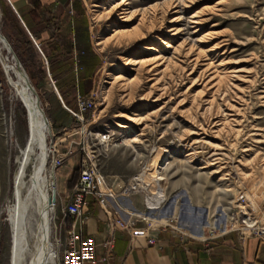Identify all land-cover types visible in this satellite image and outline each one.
<instances>
[{
	"label": "rangeland",
	"instance_id": "374dc122",
	"mask_svg": "<svg viewBox=\"0 0 264 264\" xmlns=\"http://www.w3.org/2000/svg\"><path fill=\"white\" fill-rule=\"evenodd\" d=\"M119 1L82 0L99 60L89 78L95 82L96 108L84 121L75 116L86 75L79 61L73 78L65 79V87L76 83V100L68 93V104L41 55L37 63L45 68V79L33 76L34 62L22 52V66L32 74L52 128L48 169L53 170V155L65 158V165L53 170L56 251V239L65 235L61 224L70 226L62 211L79 179L87 141L116 193L138 176L155 148L167 152L153 182L158 209L147 203L154 193L146 180L147 190L109 202L123 207L127 220L140 228L157 220L209 238L242 227L247 217L264 226V0H126L129 11H150L144 25L140 15L107 13ZM0 14L2 34L14 50L1 0ZM6 79L0 57V264H13L16 235L7 209L17 205L37 141L30 113L22 103L12 104ZM104 133L114 139L107 147L97 141Z\"/></svg>",
	"mask_w": 264,
	"mask_h": 264
},
{
	"label": "crops",
	"instance_id": "0c3cea01",
	"mask_svg": "<svg viewBox=\"0 0 264 264\" xmlns=\"http://www.w3.org/2000/svg\"><path fill=\"white\" fill-rule=\"evenodd\" d=\"M1 7L7 16L6 36L19 54L24 52L22 39L26 32L41 55L43 65L54 70L53 77L59 85L65 87V79L73 78L79 61L87 75L82 78L79 92L90 95L95 90V82L89 78L97 70L99 60L90 44V23L82 0H1ZM61 70L68 72L61 74ZM109 208L115 220L128 219L123 207V210ZM134 215L145 220L141 214ZM161 223L154 220L151 224L157 229ZM78 226L97 243V262L88 264H264V242L237 231L220 234L203 243L176 237L166 230L160 232V245L154 247L149 245L144 232L131 233L116 227L115 247L106 258L103 243L108 237V216L93 201L84 224L79 222Z\"/></svg>",
	"mask_w": 264,
	"mask_h": 264
},
{
	"label": "bare ground",
	"instance_id": "6f19581e",
	"mask_svg": "<svg viewBox=\"0 0 264 264\" xmlns=\"http://www.w3.org/2000/svg\"><path fill=\"white\" fill-rule=\"evenodd\" d=\"M137 12L139 11H129L126 0L116 2L107 11L110 15L118 13L124 18L127 17V19L140 15V25L146 24L144 22L147 20V15L150 11H146L145 9L141 13L137 14ZM12 51L13 48L2 34L0 27V57L7 76L6 83L12 92L11 102L12 104L22 103L28 109L30 113L29 122L37 141V153L30 173L25 177L22 186L17 192V205L7 209L10 224L16 235L13 264H54L57 257V251L52 242V230L57 203L56 175L53 170L48 169V163L52 154L48 141L52 135V128L50 122L46 123L40 112V107L42 108V106L39 96H35L28 90L25 84V77L19 69L16 60L13 59ZM38 102H40V107L38 106ZM14 109H12V114ZM166 153L163 149L155 148L149 161L138 174V178L141 181L146 180L153 190L154 195L147 199L148 205L153 207L150 209L153 210L159 207L155 202L158 185L153 182H156L158 179V170L162 169L161 165L164 162L163 154ZM164 225L168 226L171 224ZM173 227L198 241L208 238L194 237L179 225Z\"/></svg>",
	"mask_w": 264,
	"mask_h": 264
},
{
	"label": "built area",
	"instance_id": "2783aa9c",
	"mask_svg": "<svg viewBox=\"0 0 264 264\" xmlns=\"http://www.w3.org/2000/svg\"><path fill=\"white\" fill-rule=\"evenodd\" d=\"M93 94L84 96L79 94L77 97V113L75 114L77 121H84L85 116L93 112L96 108V102L91 97ZM113 136L110 133H104L97 137L100 146H109L112 144ZM85 158L82 162L79 179L73 188L71 198L67 205L63 208L62 214L64 219L72 220V224L67 226L62 223L65 235L56 239L57 258L54 264H88L97 262L96 248L97 243L93 237L87 236L83 230L79 228V222L84 224L85 216L88 212L90 202H95L108 216V237L103 243V248L106 251V258L112 254L115 247L114 232L116 227H120L131 233L144 232L148 238V243L151 246H159V234L161 231H166L167 225H162L159 228H153L152 224L147 228H140L134 220H123L121 218L114 219V215L109 208L110 200L116 201L119 197L129 196L147 190L143 182L134 177L130 184L123 188L121 193H116L103 173L99 155L97 151L91 148L88 141L84 148ZM65 165V158L61 155H53L51 167L53 170L62 168ZM242 201L246 198L242 196ZM91 200V201H90ZM173 229L170 231L172 235L180 238L190 236L180 232L173 226L168 225ZM238 231L242 236L251 235L258 237L264 242V226H259L258 222L247 217L243 220V225L240 228H231L223 232ZM216 236L209 237L214 239Z\"/></svg>",
	"mask_w": 264,
	"mask_h": 264
},
{
	"label": "trees",
	"instance_id": "16d2710c",
	"mask_svg": "<svg viewBox=\"0 0 264 264\" xmlns=\"http://www.w3.org/2000/svg\"><path fill=\"white\" fill-rule=\"evenodd\" d=\"M4 19L6 20L7 19V16H6V12H4ZM24 42H23V45H22V48L24 50V53L25 55L27 56V58L31 61H33L34 63H32V65L34 66L33 68H31L30 70H34V77L35 76H38L39 79H45L46 77V74H45V68L43 66H39V64L37 63V59L38 57L40 56V54L38 53V51L36 50V47L34 45V43L32 42V40L30 39V37L28 36V34L26 32H24V37L22 39ZM16 54L18 55V57L20 58L21 62L23 63V58H22V55L19 54V52L17 51L16 47L14 48ZM24 64V63H23ZM27 68V67H26ZM51 71V75L53 76L54 75V70L53 69H50ZM30 72V71H28ZM30 77H31V72L29 73ZM32 78V77H31ZM68 87V89L65 90V88ZM66 87H60L59 88V91L60 93L62 94L63 98H64V101L68 104H71V101L69 100V97H68V93L69 95L71 94V92L75 94V99L76 100V93H75V88H76V83L74 81H70Z\"/></svg>",
	"mask_w": 264,
	"mask_h": 264
},
{
	"label": "water",
	"instance_id": "95a60500",
	"mask_svg": "<svg viewBox=\"0 0 264 264\" xmlns=\"http://www.w3.org/2000/svg\"><path fill=\"white\" fill-rule=\"evenodd\" d=\"M12 52H13V59L16 60V63H17V65H18L19 69L21 70V72L23 73V75H24V77H25V80H26V81H25V84H26L28 90L31 91L32 94H34L35 96L38 97V93H37L35 87L33 86L32 82H31V80H30V77H29L28 74L26 73V70H25L24 67L22 66L21 61L19 60V58H18V56L16 55V53L14 52V50H13ZM38 106L40 107V102H38ZM40 112H41L42 116L44 117L46 123H48V119H47V117H46V115H45V112H44V110H43L41 107H40Z\"/></svg>",
	"mask_w": 264,
	"mask_h": 264
}]
</instances>
